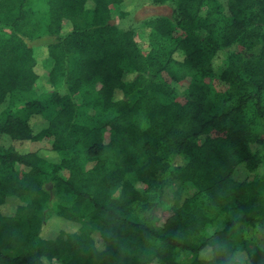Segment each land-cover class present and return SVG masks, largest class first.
I'll return each instance as SVG.
<instances>
[{
  "label": "trees",
  "instance_id": "16d2710c",
  "mask_svg": "<svg viewBox=\"0 0 264 264\" xmlns=\"http://www.w3.org/2000/svg\"><path fill=\"white\" fill-rule=\"evenodd\" d=\"M43 1L0 0V264H264V0Z\"/></svg>",
  "mask_w": 264,
  "mask_h": 264
},
{
  "label": "rangeland",
  "instance_id": "374dc122",
  "mask_svg": "<svg viewBox=\"0 0 264 264\" xmlns=\"http://www.w3.org/2000/svg\"><path fill=\"white\" fill-rule=\"evenodd\" d=\"M30 6L32 9L38 11H42L44 10V8H46L43 0H32ZM127 9L128 11H132L128 16L124 18H119V17L114 18L110 22V24L122 28L124 30L134 29V28L136 29L139 28L138 26H140L144 20H147L149 18H157V17H170L172 16V12H173V8L169 4L156 5L151 3V1L149 0H140V1L131 0L128 3ZM43 39L46 40L47 38L44 37ZM40 41L43 40H39L37 43H39ZM208 80H209L208 82H214L213 83L214 86L217 85V83H215L214 80H210V79ZM179 90L180 92H182L183 89H179ZM76 99L79 103L83 104L86 107L87 106L89 107V110H87V114L84 117L78 119L77 122L85 125H92V124L94 125L96 123H99L100 125L101 124L100 122L104 123V120L106 121V118L110 116V113L104 114L103 111L98 112L99 108L97 103L95 101L93 102L90 98L84 96L83 98L76 97ZM251 113L252 111H249V114ZM45 114L46 117H51V115L53 114V109L51 107H48L45 110ZM96 117H100V119L97 120L98 118ZM101 118H103L104 120H101ZM49 145H50V140L45 139L43 141H40L32 145L27 144L23 146L21 150L35 151L39 149L49 148ZM173 194H174L173 196L174 201H177V198L180 194V186L178 183H173ZM115 195H117V192L114 194V196ZM221 227L222 225L220 223H216L212 227H209L207 231L208 233H212L213 231L218 230ZM59 228L60 227H58V221H50L48 225H46V227L44 228L43 235L46 237L52 236L54 233L58 231ZM187 258L188 256H185V257H181L180 259L184 261Z\"/></svg>",
  "mask_w": 264,
  "mask_h": 264
}]
</instances>
